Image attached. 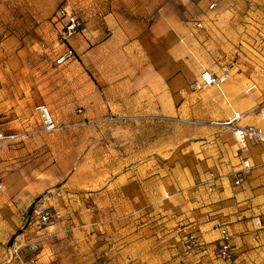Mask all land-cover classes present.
<instances>
[{
    "label": "crops",
    "instance_id": "obj_1",
    "mask_svg": "<svg viewBox=\"0 0 264 264\" xmlns=\"http://www.w3.org/2000/svg\"><path fill=\"white\" fill-rule=\"evenodd\" d=\"M254 2L219 0L210 10L207 0H195L192 8L159 9L143 27L119 26L110 13L89 14L85 29L70 41L76 60L44 74L41 103L58 124L80 127L76 109L89 102L82 86L97 85L112 93L118 114L160 120L119 125L128 131L116 137L117 162L110 174L82 166L59 174L62 192L39 205L57 212L59 220L42 234L27 229L18 237L40 240L39 258L65 237L73 249L84 246L107 259L105 264H123L136 252L153 259L151 264H264V146L250 143L241 151L229 130L209 124L168 135L175 125L163 122L172 117L223 122L236 111L243 115L241 125L264 127V13ZM195 21L203 29L194 31ZM105 26L112 32L107 38ZM112 54L120 58L119 73L104 72ZM224 67L221 92L192 89L203 70L220 77ZM243 158L253 168L234 187L231 173ZM94 185L92 201L64 194ZM189 230L210 249L225 231L232 259L222 263L186 252L183 236Z\"/></svg>",
    "mask_w": 264,
    "mask_h": 264
},
{
    "label": "rangeland",
    "instance_id": "obj_2",
    "mask_svg": "<svg viewBox=\"0 0 264 264\" xmlns=\"http://www.w3.org/2000/svg\"><path fill=\"white\" fill-rule=\"evenodd\" d=\"M194 3L195 0H0V130L7 135L21 136L0 153V264H16L10 259L8 250L19 235L31 229L28 224L34 207L42 201L51 202L53 195L62 192L65 180H58L62 171L71 174L82 166L91 173L110 174L117 162L113 159L116 137L128 131L119 125L126 127L137 121L154 122L149 120L150 116L118 114L114 110L118 105L113 103L112 93L105 92L100 86L89 85L82 86L89 99L88 105L76 109L82 126L49 134H31L40 124L34 107L42 104L41 99L45 95L44 74L49 68L58 72L70 63L61 67L54 64L62 52L59 43L60 10L68 7L85 24L89 14L110 13L119 26L120 23L139 22L143 27L155 18L154 13L161 8H192ZM255 6L258 7L257 4ZM110 34L112 32L105 26L103 36L107 38ZM107 62L108 69L104 72L119 73L118 55H110ZM83 68L85 73L94 74L93 70ZM101 107L103 112L99 111ZM110 117L118 119L110 121ZM188 121L202 124H188ZM163 122L175 125L167 128L168 135H185L193 127L206 126L209 120L172 117ZM205 138L202 136L200 139ZM199 161L203 159L199 158ZM48 169L51 174L44 176L43 172ZM211 188L208 185L207 190L211 191ZM97 190L94 185L93 189L82 193L65 191L64 194H69L71 199L91 200ZM52 247L51 254L47 252L34 264L108 263L107 259L84 249V246L82 250L73 249L65 237L57 238ZM24 254L27 261L28 254ZM130 260L136 264L153 263V259L140 252L125 256L123 264Z\"/></svg>",
    "mask_w": 264,
    "mask_h": 264
},
{
    "label": "built area",
    "instance_id": "obj_3",
    "mask_svg": "<svg viewBox=\"0 0 264 264\" xmlns=\"http://www.w3.org/2000/svg\"><path fill=\"white\" fill-rule=\"evenodd\" d=\"M259 9L264 13V0H254ZM219 0H207L208 9L216 8ZM60 34L59 43L62 46V52L54 61L56 66H63L71 61L76 60V53L70 45V41L76 35H79L85 29V22L81 20L73 11L65 7L59 12ZM194 31L203 29V24L200 21L193 22ZM228 67L222 69L223 74L220 77H215L207 70H203L199 76V83L192 87L193 90L200 88L216 87L221 92V84L226 79V71ZM34 111L39 116V128L32 133L49 134L69 128L67 125L58 124L52 117L48 108L39 104L34 107ZM80 112V111H79ZM149 120H160L157 117H148ZM243 118L242 113L232 111V115L223 122H210L209 125L218 126L229 130L239 149L246 150L250 143H258L264 146V127H255L251 125H241L240 121ZM118 118L110 117L108 120L113 121ZM166 119V118H165ZM260 119L264 121V111L260 113ZM188 124H202L196 122H186ZM83 125V123H81ZM21 136L17 134H5L0 130V153L9 144L19 139ZM253 166L249 159L243 158L237 169L232 175V184L234 187H240L246 181ZM211 190V189H209ZM59 220L57 212L50 208H41L35 206L30 213V220L28 226L35 230V233L42 234L48 227L54 225ZM183 242L186 252L200 253L203 256L209 255L215 260L222 263L228 262L233 257V249L225 231H222V237L217 241L211 249L210 244L205 243L198 236L197 232L189 230L184 233ZM40 240L31 239L24 241L22 237L18 238L15 243L9 248L8 253L10 259H13L16 264H34L37 263L40 253ZM28 254V260L25 261V254ZM127 264H136L133 260L128 261Z\"/></svg>",
    "mask_w": 264,
    "mask_h": 264
}]
</instances>
